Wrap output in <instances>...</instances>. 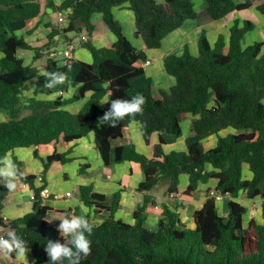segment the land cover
I'll return each instance as SVG.
<instances>
[{
  "label": "trees",
  "instance_id": "1",
  "mask_svg": "<svg viewBox=\"0 0 264 264\" xmlns=\"http://www.w3.org/2000/svg\"><path fill=\"white\" fill-rule=\"evenodd\" d=\"M205 2V13L215 21L253 5L251 0ZM125 4L135 14V36L143 38L148 50L161 48L164 40L187 21H197L202 16L193 0H65L59 6L51 3L53 9L70 12L64 30L54 28L50 40L55 35L85 32L89 40L83 41V46L93 56L92 63L74 59L62 65L51 56V43L33 48L21 35L30 21L43 14L41 1L0 0V112L7 117L0 122V161L15 149L34 148L35 157L43 162L40 176L26 175L22 163L13 157L17 176L34 193L32 211L22 218L5 221L1 216L10 190L0 180L3 238L15 233L32 250L36 264H49L44 250L47 241L63 243L64 239L57 231L59 223L47 220L51 208L42 195L47 173L53 163L70 160L58 152L61 144L93 133L105 165L126 161L141 165L145 179L138 190L145 197L133 213L134 223H128L116 219L122 191L106 195L94 191L92 186L79 187L76 194L87 207L95 213H109L99 225L91 221L90 215L86 216L93 224L88 237L91 254L81 264H264V41L243 45L255 24L250 20L237 21L230 28L228 52L222 34L212 47L203 30L197 55L188 46L181 54L170 53L163 63L175 84L165 90L146 74V53L133 45L115 18L114 8ZM257 10L264 14V3ZM96 14L116 38L110 47L97 46L92 40ZM19 50H34V62L42 57L41 51H47L48 60L42 67L26 64L18 56ZM49 72L66 73L67 80L47 88ZM31 78H37L38 85L33 95L25 98L22 87ZM70 88H75V92L69 99L48 98ZM138 93L146 99L142 115L126 116L116 128L98 123L113 99L130 100ZM81 100L84 104L77 114L65 109ZM190 117L194 119L186 139L187 151L166 153L164 144L182 136V123ZM133 119L139 122L145 142L152 146L151 157L138 152L134 144L113 149V141L123 136ZM228 128L235 133L219 137L217 145L207 150L205 140ZM156 133H160L159 143L153 142ZM43 153L49 154L42 156ZM182 174L189 176L185 191L189 197L194 196L201 183L217 180L215 192L232 199L228 202V216L219 214L218 201L209 193L203 207L193 214V228L181 219L176 207L174 210L165 205L157 230H150L145 212L155 201L149 192L167 178V194L177 193ZM39 179L43 184L36 186ZM244 193L248 200L263 199L262 222L253 217L245 223L248 210L238 201ZM15 254L13 251L10 255Z\"/></svg>",
  "mask_w": 264,
  "mask_h": 264
},
{
  "label": "crops",
  "instance_id": "2",
  "mask_svg": "<svg viewBox=\"0 0 264 264\" xmlns=\"http://www.w3.org/2000/svg\"><path fill=\"white\" fill-rule=\"evenodd\" d=\"M40 1L44 6L43 14L30 21L26 29L21 32V35L33 48L46 47L51 43L50 51H56L57 55L54 56V58L61 63L63 55L60 51L65 49V46H68L70 43H80L79 37L81 35L75 33H70L67 36L55 35V39L50 40L52 30L58 28L57 21L59 12V10L51 7V3L55 6H59L65 0ZM205 9L206 5L203 9L198 10L202 13L199 20L187 21L183 27L173 32L164 40L161 48L148 50L143 38L135 36L136 18L134 12L129 9V4L114 8L115 18L121 23L124 34L138 50L146 53L148 60L152 61L151 64L144 65L143 67L146 74L153 79L157 87L169 90L175 84V79L172 76H169L164 68L163 61L166 56L173 52L181 54L185 46L189 47V50L193 55L198 54V41L204 27H206V24L213 25V22H211L212 19L205 13ZM237 12L238 11H235L229 16L236 15ZM98 16L99 17L96 19H94L95 15L93 17V22L96 28L92 40L97 46L110 47L115 42L116 38L104 23L101 16L99 14ZM212 21L215 22V20ZM227 30V37H224L227 45L225 47V52H228L230 38L229 26H227ZM211 31L214 32L215 30ZM83 34H85V32H83ZM219 35L220 34H218V36ZM65 42L66 45L64 48L61 47ZM21 51L22 50L18 51L19 57L21 56ZM23 51H26L27 53L24 54V57L21 56L20 58H23L26 64L28 59L32 60L31 64L33 66L42 67L48 60L49 55L47 51H41V53H43L42 57L35 62L33 60V57L35 56L34 50ZM79 52L80 51H77V49H74L73 58L75 60L89 62L90 57L87 53L82 55ZM59 54H61L60 60L58 59ZM37 85V78L29 79L22 87L23 97L26 98L32 96ZM74 92L75 88H70L67 91H60L50 95L48 98L57 99L61 97L63 100H66L71 98ZM83 104L84 100L77 101L68 104L65 109L77 114L81 110ZM28 113L29 112H26L25 114ZM193 119V117H190L182 123L183 134L181 137L164 144V151L166 153L172 151H187L186 139L193 123ZM6 120L7 117H3L0 121L3 122ZM230 133H235V130H226L224 133H220V137H226ZM159 140L160 133H156L153 137V142L159 143ZM218 140L219 136H211L206 139L204 142L206 149L214 148L217 145ZM125 144H134L138 152L147 157H151L152 146L145 142L139 124H130L127 126L123 131V136L120 139L113 141L112 146L113 149H115L116 147ZM58 152L65 154L70 160L67 163H53L46 176L47 184L45 185V189H47V193H43L42 195L44 203L51 208V211L47 215V220L50 223H60L59 220L64 217L66 211H72L73 213L77 212L78 214L85 216L90 215L91 221L98 225L108 218L109 213L106 210L95 213L79 199L76 193L80 186H92L94 191L106 195L122 191L121 205L116 212V219H122L125 222L134 223L133 213L138 206L143 204L145 197V194L138 190L139 185L145 179V174L141 165L129 161L112 163L109 166L105 165L96 149L93 133L74 142L61 144L58 147ZM48 154L49 153H43L41 155L46 156ZM13 157H17L22 163V169L26 175L40 176L42 174L43 162L35 157L34 148L15 149L7 155V158L12 163ZM3 167L4 164L0 168ZM208 169L210 170L211 167H208ZM244 169L246 176L249 177L250 174L247 173L248 167L246 164H244ZM0 180L2 184L6 185V178L0 177ZM15 183L16 188L9 192L1 213V216L5 221H13L22 218L29 214L33 208V191L29 185L25 184L19 177L15 180ZM42 184L43 182L40 181V179L36 182V186H41ZM169 185V179H163L152 192H149L148 195L153 198L155 204H150L146 209V226L152 231L157 230L160 216L163 212V206L168 205L171 209L175 210L177 208L178 212L181 214V219L188 227L193 228L195 226L193 214L195 211L203 207L207 200L208 193L210 191H215L217 180L212 179L207 183H201L193 197H189L185 194V191L189 186V176L187 174L181 175L179 190L175 198H171L167 194ZM230 200H232L230 197H224L221 201L229 202ZM238 201L242 204H247L251 201L252 203H263V199L260 198L248 200L245 193L240 196ZM223 211L224 213L222 216L227 217L228 209L226 210V207H224ZM251 218L248 217L247 224ZM254 218L259 220L260 216H255ZM3 230L4 228L0 227V238H3ZM0 264H36V259L30 249L26 252V258L19 257L17 253L15 256L5 255L3 251H0Z\"/></svg>",
  "mask_w": 264,
  "mask_h": 264
},
{
  "label": "clouds",
  "instance_id": "3",
  "mask_svg": "<svg viewBox=\"0 0 264 264\" xmlns=\"http://www.w3.org/2000/svg\"><path fill=\"white\" fill-rule=\"evenodd\" d=\"M46 77L45 87L47 88H53L58 84L65 83L67 80V74L61 72H49L46 73ZM145 103V97L139 93L130 100L113 99L103 116L98 118V123L116 128L118 122L126 116L142 115ZM130 122L133 125L139 124L135 119ZM0 163L4 164V167L0 168V177L6 178V186L10 191L14 190L16 188L15 180L18 178V169L7 156ZM59 221L57 231L63 237L64 242L61 243L60 240L53 241L51 239L47 241L44 250L49 258V264H63L65 260L67 264H81V260L86 259L91 254L92 242L88 237L93 232V224L85 215L77 216L69 213H65ZM65 237H68V239H65ZM0 251H3L5 255H10L15 251L19 257L26 258L28 248L24 240L12 233L8 239L0 238Z\"/></svg>",
  "mask_w": 264,
  "mask_h": 264
},
{
  "label": "rangeland",
  "instance_id": "4",
  "mask_svg": "<svg viewBox=\"0 0 264 264\" xmlns=\"http://www.w3.org/2000/svg\"><path fill=\"white\" fill-rule=\"evenodd\" d=\"M234 1H236V2H244V0H234ZM193 2H194V5H195V8L197 10L203 9V7L206 5L205 0H193ZM251 2L253 4L251 8L238 11L236 15L229 16V17L225 18L224 20H221V21H218V22L217 21L214 22L210 18H208V19L211 20V22H213L212 23L213 25L206 24V27H204L203 30L206 31L208 40H209V42H210L212 47H214L215 42L218 39V34H222L224 37H227V33H228L227 26H229V28H231L233 25L236 24L237 21L243 22L245 20L252 21L255 24V29L253 31L249 32L248 34H246L244 42H243V45L246 46V45H249V44H253L254 42L264 41V14L260 13L257 10V6H259L260 4L264 3V0H251ZM98 17L99 16L97 14V15H95L94 19H96ZM210 29L211 30H215V31L213 32ZM79 40H80V43H74L75 44V49H77V51H80L79 53L82 54V55H84V53H87V55L90 57L89 62H87V63H92L93 62V56L90 53V51L87 48H85V46H83V42L81 41V36L79 37ZM88 40H89V38H88ZM65 45H66V42L63 43L61 45V47L64 48ZM66 48H67V45L65 46V49ZM65 49H63L62 51H64ZM62 51H60V52H62ZM263 52H264V49H263ZM20 53H21V56L24 57V54L27 53V52L22 50ZM2 57H3V54L0 52V58H2ZM60 58H61V54L58 55V59L59 60H60ZM26 62H27V64H31L32 60H28L27 59ZM84 62H86V61H84ZM0 113H1L0 114V120H2V118L6 117V116H5V114L3 112H0ZM226 130L227 131H229V130L234 131L232 128H228ZM226 130H223L220 133H224ZM219 137H220V134H219ZM247 173L250 174L249 170H248ZM243 205L246 208H249V209L254 211V215H252V217L260 216L259 220L261 222L263 221L262 218H261L262 204L260 202H256V203L253 202L252 203V201H251L250 203H247V204L243 203ZM217 207H218V210H219V214L223 215V213H224L223 208L226 207V210H227L228 202L227 201L217 202ZM249 209H247V210H249ZM248 217L251 218V216L247 212V214L244 217V221H245L246 224H247Z\"/></svg>",
  "mask_w": 264,
  "mask_h": 264
},
{
  "label": "built area",
  "instance_id": "5",
  "mask_svg": "<svg viewBox=\"0 0 264 264\" xmlns=\"http://www.w3.org/2000/svg\"><path fill=\"white\" fill-rule=\"evenodd\" d=\"M69 10H62V11H59L58 12V21H57V27L58 29H60L61 31L64 30V28L66 27V22H67V18H68V15H69ZM88 40V37L86 34H82L81 35V41H87ZM75 49V45L73 43H70L67 48L61 52V54L63 55V60L61 61V64L64 65V64H68L70 62H72L74 60L73 58V51ZM57 53L55 50L52 51L51 53V56L54 57L56 56ZM151 64V61L150 60H147L145 65H149ZM43 193H47V189H44V191L42 192ZM210 195L216 200V201H221L224 199V196L223 195H220L218 193H216L215 191H210L209 192ZM208 193V194H209ZM177 195V193H172L170 195L171 198H175ZM32 198L34 199V193L32 194ZM248 214L252 217V215H254V211L249 209L248 210Z\"/></svg>",
  "mask_w": 264,
  "mask_h": 264
}]
</instances>
